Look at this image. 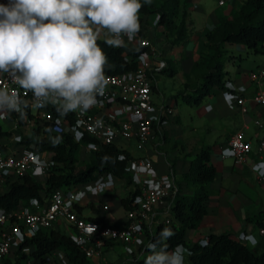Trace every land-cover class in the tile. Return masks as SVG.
Returning a JSON list of instances; mask_svg holds the SVG:
<instances>
[{"label": "trees", "instance_id": "trees-1", "mask_svg": "<svg viewBox=\"0 0 264 264\" xmlns=\"http://www.w3.org/2000/svg\"><path fill=\"white\" fill-rule=\"evenodd\" d=\"M149 15L159 16L156 25L163 30L167 46H180L186 41L190 24L188 12L182 6L180 7L178 0H162L157 8L145 5L138 13L140 31L137 36H144L142 23ZM103 41L98 40V44L108 59L105 74L119 75L133 71L136 67V58L146 50L128 46L113 48ZM204 41V51L193 63L191 73L185 74L181 90L170 98L173 103L178 99L185 105L195 107L202 102L211 89H223L224 64L227 60L224 45H240L248 52L264 54V0H243L232 18H219L216 26L204 34ZM197 69L202 71L200 75L192 73ZM173 74L174 70L165 64V67L155 76L171 77ZM153 80L155 81L154 77ZM153 91L155 90L152 87ZM13 120L11 115L7 116V121ZM6 128L0 125L2 140L8 139L12 133ZM14 132L20 138L18 142L13 143L15 147L26 149L31 147L39 153H47L53 165L42 180H35L30 175L5 176L0 191V211L12 212L19 205H25L30 199L44 202L56 189H70L107 175L113 180L122 181L125 187L131 186L121 198L117 199L118 208L123 213L134 208L133 201L139 194V190L133 184L126 166L128 161L140 157L139 152L134 155L128 149H121L115 144H110L99 145L96 151L84 153L68 133H49L47 126L43 128L36 124L26 132L21 116L17 119ZM154 132L158 134L155 128ZM56 137H62V140L54 145L53 140ZM87 142L89 140L83 138L80 144L84 145ZM0 150H5L1 144ZM103 156L109 159L102 164ZM119 157L123 159H118ZM214 178L215 169L210 164L209 149L201 148L187 163L179 180L173 179L177 194L170 207V222L160 223L152 231L146 232L144 250L124 264H145L146 257L150 255L147 246L150 242H154L159 247L160 231L163 228H170L176 233L174 236L163 238L169 250L180 244L191 253L190 256L186 253L185 264H264V253H257L232 240L227 233L207 234L203 240L207 241L206 246H202L201 243L185 245V232L194 230L206 214L205 202L209 197L207 185ZM184 187L189 191L188 193L184 191ZM74 208L80 213V208L76 206ZM87 220L94 221L101 227L119 226L117 223L110 224L99 216L88 217ZM114 246L117 244L105 243L103 252ZM21 247H26L28 253L26 255L16 253L17 260L27 258L39 261L46 255L61 252L66 264H92L84 258L72 241L57 229L39 231L33 238L25 240L18 246V248Z\"/></svg>", "mask_w": 264, "mask_h": 264}, {"label": "built area", "instance_id": "built-area-1", "mask_svg": "<svg viewBox=\"0 0 264 264\" xmlns=\"http://www.w3.org/2000/svg\"><path fill=\"white\" fill-rule=\"evenodd\" d=\"M6 2L7 0H0V3ZM158 18V15L153 16L151 22L153 26L156 25ZM124 41L132 43L135 48L146 50L136 58V67L133 71L119 75L105 74L109 81L105 95L98 97L97 105L83 114L74 112L61 117L51 105L35 109L31 106L33 100L30 92L18 89L15 81L0 78V86L18 92L23 98L21 106H27L22 118L25 131L28 132L36 124L43 128L47 126L49 133H68L84 153L96 151L99 145L110 144H115L121 149L132 147L136 152H143L158 136L154 128L158 130L161 122L172 115V108L156 106L151 101L152 87L155 85L153 77L162 69L163 63L159 62L156 65L152 63L148 52L151 48L150 42L137 35L132 41L124 37ZM263 75L264 66L258 73H251L250 79L259 84V77ZM234 103L241 114L247 113V103L257 107L259 114L252 120V124L257 130L264 128V91L257 90L247 98L237 97ZM8 115L14 120L7 121ZM8 115H0V121L9 132H12L8 139H0V144L5 147V150H0V186L4 177L8 175H30L35 180H42L53 165L49 154L39 153L31 147L17 149L13 143L19 141L16 139L19 136L14 131L20 113L13 111ZM57 120L60 121L59 124L56 123ZM98 120L101 122L100 126L96 125ZM57 128L60 131H57ZM75 132L82 133L79 141L75 139ZM83 138L89 142L80 144ZM263 149L264 142H260L257 150L260 152ZM250 150V144L241 138V130H237L230 135L226 150L220 154V158L229 159L235 165L241 164L248 157ZM37 157L46 164L43 175H34L38 166ZM126 170L133 184L137 186L139 194L134 198V208L123 213L121 224L117 227H101L78 213L74 208L78 207V198L72 188L56 189L44 202L30 199L12 212L0 211V264H66L61 252L46 255L39 261L27 258L17 260L16 253L19 255L28 253L26 247L18 248L21 243L30 240L39 231L51 229H57L68 237L92 264H104L102 261L105 243L123 247L134 245L140 254L146 246L145 233L152 231L160 223L170 222V207L177 194V188L172 176L169 173L157 172L146 156L128 161ZM98 180L106 184L109 176L98 177L92 187L96 186ZM89 192L95 195L91 190ZM107 209V204L100 207L102 212ZM93 226L95 232L92 231ZM259 233L262 234L263 229H260Z\"/></svg>", "mask_w": 264, "mask_h": 264}, {"label": "crops", "instance_id": "crops-1", "mask_svg": "<svg viewBox=\"0 0 264 264\" xmlns=\"http://www.w3.org/2000/svg\"><path fill=\"white\" fill-rule=\"evenodd\" d=\"M178 1L180 7L182 6L188 12L190 23L188 37L182 45L172 47L166 45L163 30L157 25L153 26L151 24L154 15L145 17L142 23L144 35L142 38L148 40L151 44L148 52L152 63L156 65L162 62V69L166 64L174 70V74L169 78L171 80L176 78L177 81L171 84L172 90L169 98L181 90L185 74L191 73L193 63L203 53L204 34L216 26L220 17L232 18L243 0ZM161 2L162 0H152L150 6L157 8ZM218 2H221V4ZM98 40H104V37H100ZM125 46L133 47L134 45L125 42ZM224 50L226 51L227 60L224 64L223 89H211L202 102L195 106L197 127L190 119L193 124L190 133L194 134L197 132L196 129L204 127L201 123L208 120L209 123L215 125L216 137L212 135L214 137L212 141L203 139V141L197 140L194 142L189 134L184 135V137L181 136V142L186 144L181 146L184 150L182 155V157L184 156V162L182 164L175 162L174 164L166 163L165 165L164 160L166 161L168 154L157 152L154 154L149 149L150 144L149 148L146 146L145 150L139 153V156L148 157L157 172L169 173L173 179L179 180L182 172L186 169L187 163L194 158L196 153L201 148H208L210 164L215 169V178L207 185L209 197L205 202L206 214L194 230L185 232V245L191 246L194 243H201L204 237L210 233H227L232 240L255 250L257 253H264V178L259 176V170L253 171L255 166L264 163V149L260 152L257 150L259 143L264 142V128L257 130L252 124V120L259 114L257 107L252 103H247V113L241 114L234 103L237 97L247 98L257 90L264 91V75L259 77V84L250 79L251 73L256 74L263 68L264 54L248 52L240 45H224ZM192 73L200 75L202 71L197 69ZM160 76L164 75L158 77ZM153 89L155 90V86ZM225 94L231 97L230 101L225 99ZM205 99H207L206 102H204ZM164 102H161L160 105L167 106ZM237 130H241V138L250 144L251 150L243 163L235 165L229 159L222 160L220 154L226 150L230 135ZM209 131L210 129L207 128L204 133L209 134ZM181 133L183 134V132ZM208 143L212 144L211 147ZM191 144V147L188 146ZM153 145H160L158 137H155ZM226 160L230 161L229 165L219 164L221 161ZM261 171H264V169H261ZM114 182L120 184V187L125 191L131 188V186L125 187L122 181L112 179L111 185L98 194L93 195L90 192L86 196L77 194V206L81 209V215H83V210L87 208L95 215H83L84 217L99 216L110 224L117 223L120 225L123 214L117 216L119 208L117 203L113 201L114 195H110L114 194ZM184 191L186 192L187 189H184ZM103 204L108 206L105 212L100 210ZM260 229H263L262 234L259 233ZM241 234L254 236L258 243L253 247L247 241L239 239ZM131 248L132 251L137 249L134 245Z\"/></svg>", "mask_w": 264, "mask_h": 264}, {"label": "clouds", "instance_id": "clouds-1", "mask_svg": "<svg viewBox=\"0 0 264 264\" xmlns=\"http://www.w3.org/2000/svg\"><path fill=\"white\" fill-rule=\"evenodd\" d=\"M152 0H7L0 3V78L15 81V86L32 96V107L42 109L51 105L56 113L83 114L95 107L108 86L105 70L108 59L98 44L104 37L109 47L125 46L124 37L132 41L140 31L138 13ZM225 99L231 97L225 94ZM18 92L0 86V115L19 112L25 108ZM60 123L59 120L56 122ZM97 126L101 125L98 120ZM60 131L59 128L56 129ZM94 130V129H93ZM82 133L75 132L79 141ZM19 140V137H16ZM62 137L53 140L59 144ZM109 159L101 157L102 164ZM118 159H123L119 157ZM34 175H43L46 164L37 157ZM264 163L253 171L264 178ZM112 183L96 182L89 186L94 193L103 191ZM93 226L92 231L95 232ZM170 228L160 231L159 247L148 244L150 255L145 264H185V255H191L180 244L169 250L163 238L174 236ZM239 239L253 247L258 243L252 235L241 234ZM206 246L207 241L201 242Z\"/></svg>", "mask_w": 264, "mask_h": 264}, {"label": "rangeland", "instance_id": "rangeland-1", "mask_svg": "<svg viewBox=\"0 0 264 264\" xmlns=\"http://www.w3.org/2000/svg\"><path fill=\"white\" fill-rule=\"evenodd\" d=\"M154 79H155V85H154L155 91L151 94V101L154 105L159 106L161 102H164V100L166 99L164 103H166L168 107L172 108V115L165 118L158 127V130H157L158 136L156 137H158L160 145L154 146L153 142H150L151 147L149 148L148 147L149 145L147 147L151 151H153L154 154L156 152L168 154L166 161L164 160L165 165L166 163L174 164L175 162H179L182 164L184 162V159H183L184 156L182 157L184 150L181 148V146H183L184 143L181 142L182 141L180 139L181 136L184 137V135L186 136L189 134V136L194 139V142H196L197 140L203 141V139L212 141L214 137H216L217 135L215 133L216 132L215 125L209 123L208 120L207 121L204 120L203 123L201 122L200 123L201 125H204L205 128L200 127L196 129L197 132H195L194 134L190 133L191 125H193L190 122V119L193 121L194 125L197 124L195 122L197 120V117H196L197 113L195 111L196 107L186 106L183 103H181L178 99H176V103L173 105L172 100L170 99L171 97L169 98V96L172 90L171 84L176 83L177 81L176 78L171 80V78L169 77H165V76L156 77L154 75ZM206 101L207 99H205L204 102ZM204 102L202 103L203 105H204ZM0 125L3 126V128H6L5 124H3L1 121H0ZM207 128L210 129L209 134L204 133V131ZM181 132H183V134ZM46 137L49 140L48 136ZM208 144L211 147L212 144L211 143H208ZM188 146L191 147L192 144ZM128 150L130 151L131 154H134V155L138 154L132 147H129ZM175 156H177L178 158H176ZM219 164L229 165L230 161L229 160L221 161ZM93 184H95V181L87 182L85 184L78 185V186H74L72 188V191L76 194L86 196L88 195L90 191L89 186H92ZM114 185H115L114 194H110V195H114L113 201L116 202L117 199L121 198L124 195L125 189H122L120 187V184L118 185V183L116 182H114ZM184 189L186 188L184 187ZM1 190H2V186H0V191ZM188 192L189 191H186V193ZM82 214L88 215V216L95 215V213H92L87 208L83 210ZM122 214L123 212L119 209L117 216L122 215ZM132 250L133 249L130 246L128 247L126 246L123 247L121 245L114 246L108 249L106 252H103L102 262L104 264H114L117 262L124 264L128 259H131L132 257H137V255L139 254L138 249H136L135 251H132Z\"/></svg>", "mask_w": 264, "mask_h": 264}]
</instances>
